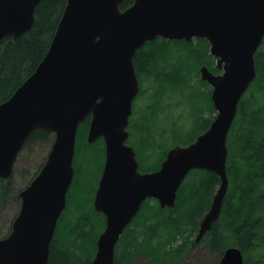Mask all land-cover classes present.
Returning a JSON list of instances; mask_svg holds the SVG:
<instances>
[{
    "label": "water",
    "instance_id": "1",
    "mask_svg": "<svg viewBox=\"0 0 264 264\" xmlns=\"http://www.w3.org/2000/svg\"><path fill=\"white\" fill-rule=\"evenodd\" d=\"M42 0H0V43L19 39L35 22ZM68 0L50 48L36 71L0 104V179L14 174L19 154L35 132L54 142L37 176L20 193L11 232L0 239V264H49L58 221L66 209L80 124L91 115L87 142L103 139L105 164L93 206L106 217L91 264H115L116 247L147 199L174 208L194 169L216 174L220 185L200 222L199 244L221 216L229 189L228 136L239 104L257 77L264 42V0ZM207 40L222 74L201 66L212 88L216 116L187 146L169 149L158 170L141 174L128 126L140 91L134 57L147 42ZM219 264H244L239 247Z\"/></svg>",
    "mask_w": 264,
    "mask_h": 264
},
{
    "label": "trees",
    "instance_id": "2",
    "mask_svg": "<svg viewBox=\"0 0 264 264\" xmlns=\"http://www.w3.org/2000/svg\"><path fill=\"white\" fill-rule=\"evenodd\" d=\"M67 2L42 0L35 11L33 28L17 40L7 39L0 43V104L14 94L45 58ZM133 4L134 0H125L120 10L125 11ZM209 47L208 41L203 39L188 42L158 37L137 51L133 63L141 90L134 101L144 99L149 102L139 114L140 120L134 122L132 136L136 146L132 145L143 168H160L169 147L159 165L154 162L166 145L163 142L168 139V132L173 134V143L181 139L187 146L209 128L216 112L209 85L200 79L199 72L203 65L219 72ZM255 59L257 77L249 94L239 104L228 136L229 189L222 213L201 241L209 244L212 252L223 255L235 238V245L245 255L244 264H260L258 260L261 259L256 253L264 252V47L259 49ZM173 97L185 98L183 100L187 102L192 100L196 104L193 113L187 117L189 126L185 128L179 124L183 130L177 124L173 130L164 127L167 118L165 100L170 101ZM90 121L91 115L78 129L74 179L66 209L57 224L49 264H91L97 251V240L106 227L103 214L96 212L93 206L94 191L105 161V145L103 139L93 144L87 142ZM48 140L52 146L54 135L35 132L22 151ZM147 160L152 162L147 164ZM14 179L15 169L12 178L0 179V214L12 203H17L20 211V193L31 181L17 189ZM216 179L212 173L194 172L180 187L174 208L161 209L159 204H145L133 228L120 239L115 264H134L142 258L152 264H172L174 261L187 264L186 255L197 246L192 237L202 216L210 209L209 198ZM250 252L256 257L253 262Z\"/></svg>",
    "mask_w": 264,
    "mask_h": 264
},
{
    "label": "rangeland",
    "instance_id": "3",
    "mask_svg": "<svg viewBox=\"0 0 264 264\" xmlns=\"http://www.w3.org/2000/svg\"><path fill=\"white\" fill-rule=\"evenodd\" d=\"M261 46L262 47H260V49L264 47V42ZM212 59L214 62L216 61L214 57H212ZM247 95L248 94H246V96ZM183 99L185 98L173 97L170 101H168V99L165 100L167 102L166 103L167 118H166L165 125H164L166 129L173 130L175 124H177V127L180 130H183V129L180 128L179 124L183 125L185 128L189 126L190 121L187 120V117L193 113L192 111L196 108V104L192 100L187 102L186 100H183ZM145 102L146 101L144 99L141 101L135 102L132 119L130 120L131 122L140 120L141 117H139V114L143 112L145 106L148 104L149 101L147 100L146 104H144ZM206 116L208 117V114H206ZM215 116H216V113L214 115V118ZM166 136L168 137V139L167 140L165 139L163 142V145L165 144L166 145L162 149L161 155L157 156V160L154 162V165H159V162L161 158L164 156L168 147L170 149L171 147L179 143V141L181 140V139H178V141H175L173 143V134L171 132H168ZM167 142H169V144ZM129 144H133L136 146V140L133 139V136H132V141L130 138ZM179 144L182 146L185 145L183 141H180ZM50 148H51V144H50V141L48 140L45 143H40V142L35 143L27 147L24 151L20 153L16 166H15L14 181H15V186L17 189L25 187L31 181V179L35 176V174L39 170H41L42 165L46 162ZM151 162L152 161H150V163ZM150 163H147V164H150ZM140 169L143 170V172L144 170H147V168H142V167H140ZM18 212H19L18 204L12 203L5 212L0 214V239L10 234L9 232L11 230L12 221ZM233 238L234 237H232V239ZM234 242H236L235 238L229 242V247H231L232 245H235ZM256 254L258 255V258L261 259V260H258L260 264H264V252L263 253L258 252ZM250 255L252 256V257L250 256L251 257L250 261L253 262L252 259L253 258L256 259L255 254L253 252H250ZM219 260H220L219 253L212 252L210 246L207 243L197 244V246L193 247L192 250L186 255L187 264H219ZM134 264H152V263L148 259L142 258V259H137L134 262ZM172 264H178V262L174 261L172 262Z\"/></svg>",
    "mask_w": 264,
    "mask_h": 264
},
{
    "label": "flooded vegetation",
    "instance_id": "4",
    "mask_svg": "<svg viewBox=\"0 0 264 264\" xmlns=\"http://www.w3.org/2000/svg\"><path fill=\"white\" fill-rule=\"evenodd\" d=\"M216 62V61H215ZM215 67H216V64H215ZM217 68V67H216ZM215 75H219V74H222V71H220L219 70V72H216L215 70H213V69H210ZM218 70V69H217ZM205 83H207V82H205ZM208 84V83H207ZM209 85V84H208ZM209 88H210V90H211V94H212V92H213V88L209 85ZM250 88H251V86H250ZM250 88H249V90H250ZM140 90H141V85H140ZM249 90L246 92V94H249ZM140 93V92H139ZM245 94V95H246ZM139 95V94H138ZM245 95L243 96V98L245 97ZM242 98V99H243ZM134 107H135V101L133 102V111H134ZM133 114V113H132ZM132 119V116L130 117V120ZM213 121V120H212ZM211 123V122H210ZM134 122L132 121H130V124H129V126H128V131L130 132V138H132V132H133V129L135 128L134 127ZM130 140V139H129ZM129 145H131V146H133L132 144H129ZM134 147V146H133ZM135 149V148H134ZM135 151H136V149H135ZM136 154H137V161H138V163H139V167H138V171L141 173V174H145V173H149V172H153V171H156V170H144V172H143V170H141L140 169V167H142L141 166V164H142V162L140 161V159H139V157H138V153H137V151H136ZM146 163H148V160L146 161ZM104 164H105V161H104ZM143 168V167H142ZM103 169H104V165H103ZM103 169H102V172H103ZM208 172V173H210L211 174V172H209V171H206V170H200V169H194V170H192V171H190V173H189V175L187 176V178L190 176V175H192L194 172ZM212 174H214V173H212ZM216 175V174H215ZM101 176H102V173H101ZM101 176H100V178H101ZM217 176V175H216ZM186 178V179H187ZM99 181H100V179H99ZM99 181H98V184H97V187H96V189H95V191H94V197H95V192H96V190H97V188H98V185H99ZM185 182V181H184ZM219 185H220V179H219V177L217 176V179H216V184L214 185V187L211 189V194H210V201H211V204H212V201H213V198H214V195L216 194V191H217V189H218V187H219ZM94 197H93V201H94ZM149 204L150 206H153V205H155V204H159V202H158V200L157 199H153V198H150V199H147L146 201H144V203L142 204V206H141V209H142V207L145 205V204ZM211 204H210V206H211ZM141 209H140V211L138 212V214L136 215V217H134V219L132 220V222L127 226V228L125 229V231H124V233L127 231V230H131L132 228H133V226H134V224H135V221L137 220V218H138V216L140 217V213H141ZM207 213V212H206ZM205 213V214H206ZM205 214L202 216V218H201V220L203 219V217L205 216ZM104 216V215H103ZM104 218H105V223H106V217L104 216ZM201 220L199 221V222H201ZM199 226H200V223H199ZM198 231H199V227H198V229H197V231L194 233V236L196 235L197 236V234H198ZM211 231V230H210ZM209 231V232H210ZM123 233V234H124ZM123 234H122V236H123ZM207 235V234H206ZM206 235L203 237V239L206 237ZM122 236H121V238H122ZM192 237V239H193V241L195 242V238H196V236L195 237ZM120 238V239H121ZM202 239V240H203ZM119 242H120V240H119ZM119 242H118V244H119ZM202 243H204V242H200L199 244H202ZM117 244V245H118ZM196 244V243H195ZM209 245V244H208ZM210 246V245H209ZM233 246H235V247H238V246H236V245H232L231 247H233ZM229 248V247H228ZM227 248V249H228ZM116 250H117V247H116ZM225 251H226V249H225ZM224 251V252H225ZM224 254V253H223ZM220 255V254H219ZM222 256L223 255H220V260H219V262L221 261V258H222ZM185 262H186V259H185ZM187 263V262H186Z\"/></svg>",
    "mask_w": 264,
    "mask_h": 264
}]
</instances>
